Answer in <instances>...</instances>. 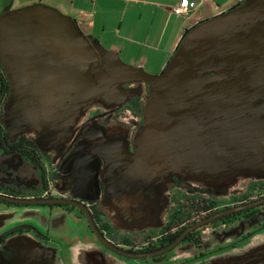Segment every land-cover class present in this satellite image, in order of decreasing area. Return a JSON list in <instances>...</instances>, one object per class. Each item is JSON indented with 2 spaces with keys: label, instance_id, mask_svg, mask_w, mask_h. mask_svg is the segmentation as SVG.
I'll return each mask as SVG.
<instances>
[{
  "label": "water",
  "instance_id": "95a60500",
  "mask_svg": "<svg viewBox=\"0 0 264 264\" xmlns=\"http://www.w3.org/2000/svg\"><path fill=\"white\" fill-rule=\"evenodd\" d=\"M13 1L0 0V60L11 83L2 119L10 131H36L43 149L63 145L82 107L140 79L149 94L119 185L123 199L152 200L172 175L214 187L246 172L264 175V0H242L186 28L157 74L125 62L60 9ZM36 250L19 264H47ZM73 253V264H130L92 246ZM192 264H264V237Z\"/></svg>",
  "mask_w": 264,
  "mask_h": 264
},
{
  "label": "flooded vegetation",
  "instance_id": "af4514ba",
  "mask_svg": "<svg viewBox=\"0 0 264 264\" xmlns=\"http://www.w3.org/2000/svg\"><path fill=\"white\" fill-rule=\"evenodd\" d=\"M10 92L0 60V264H19L32 249L47 264H73L80 246L130 264H192L264 228V202L244 208L264 198L263 174L246 172L217 188L172 175L152 200L123 199L147 82H122L82 107L70 138L47 149L36 131L7 128Z\"/></svg>",
  "mask_w": 264,
  "mask_h": 264
},
{
  "label": "crops",
  "instance_id": "0c3cea01",
  "mask_svg": "<svg viewBox=\"0 0 264 264\" xmlns=\"http://www.w3.org/2000/svg\"><path fill=\"white\" fill-rule=\"evenodd\" d=\"M190 1L194 9L189 16L174 13L181 0H14L13 8L35 3L54 6L74 17L84 33L119 51L127 61L157 71L153 67L163 63L158 55L170 59L186 28L242 0Z\"/></svg>",
  "mask_w": 264,
  "mask_h": 264
},
{
  "label": "rangeland",
  "instance_id": "374dc122",
  "mask_svg": "<svg viewBox=\"0 0 264 264\" xmlns=\"http://www.w3.org/2000/svg\"><path fill=\"white\" fill-rule=\"evenodd\" d=\"M17 4V2H15L14 3V5H16ZM14 7V6H13ZM158 57L159 58H161L160 59V62H163V63H161L160 65H157V66H155V67H153L154 69H152V70H157V71H150V70H147L148 72H150V73H153V74H157V73H160L162 70H163V68H164V66H165V64L167 63V61H169V59H168V57H163L162 56V54L160 53L159 55H158ZM124 60H125V62H127L128 64L129 63H131V62H129V60L127 61V59H125L124 57H122ZM129 59H131V58H129ZM131 64H134V63H131ZM151 68V67H150ZM214 187V186H213ZM214 188H217V187H214ZM221 231H223V229H217V230H212L211 231V233H215V234H219ZM264 237V228H260V230L259 231H257L256 233H254L251 237H250V240L249 241H251V240H253L254 238H258V239H260V238H263ZM248 241V242H249Z\"/></svg>",
  "mask_w": 264,
  "mask_h": 264
},
{
  "label": "built area",
  "instance_id": "2783aa9c",
  "mask_svg": "<svg viewBox=\"0 0 264 264\" xmlns=\"http://www.w3.org/2000/svg\"><path fill=\"white\" fill-rule=\"evenodd\" d=\"M194 9V3L190 0H181V2L174 7V13L181 16H189Z\"/></svg>",
  "mask_w": 264,
  "mask_h": 264
}]
</instances>
